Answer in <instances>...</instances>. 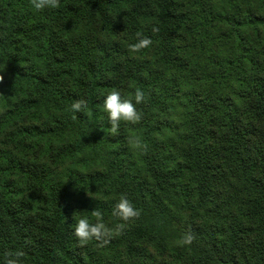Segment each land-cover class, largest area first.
<instances>
[{
	"label": "trees",
	"instance_id": "trees-1",
	"mask_svg": "<svg viewBox=\"0 0 264 264\" xmlns=\"http://www.w3.org/2000/svg\"><path fill=\"white\" fill-rule=\"evenodd\" d=\"M60 3L0 0V261L264 264V0ZM137 87L143 119L113 137L103 99ZM120 194L139 219L78 247L74 213L111 227Z\"/></svg>",
	"mask_w": 264,
	"mask_h": 264
},
{
	"label": "clouds",
	"instance_id": "clouds-1",
	"mask_svg": "<svg viewBox=\"0 0 264 264\" xmlns=\"http://www.w3.org/2000/svg\"><path fill=\"white\" fill-rule=\"evenodd\" d=\"M31 6L37 11L44 9H58L61 7L60 0H30ZM152 31L157 33L159 29L153 27ZM136 42L128 45V50L131 53H140L144 49L150 48L153 41L144 36L142 32H136ZM4 77L0 75V82ZM146 101L145 92L137 87L133 94L127 97H122L120 91L113 89L103 99L102 111L106 113L110 134L114 137L119 135L121 122L128 125H138L143 119V113L137 109ZM71 110L77 113H86L90 115L88 110V103L84 99H79L71 105ZM128 146L140 155H146L148 151V144L144 142L140 135H130L127 139ZM89 195V194H88ZM90 196V195H89ZM91 198L95 199L93 196ZM115 221L113 226H109L104 219L103 213L99 209L91 211L90 220L88 216L73 215L75 220L73 234L77 240L78 247H85L90 242L96 241L98 247L106 246L110 240L116 236L122 235L124 229L130 221L139 219L141 210L137 209L133 203L128 199L126 194H120L118 202L114 205L111 213ZM195 237L191 231L184 234V236L176 243L178 246L191 245ZM25 253L22 250L7 251L3 254V259L0 264H24Z\"/></svg>",
	"mask_w": 264,
	"mask_h": 264
}]
</instances>
